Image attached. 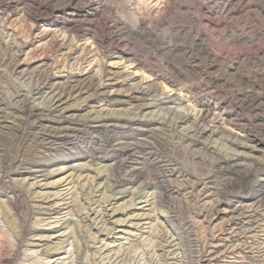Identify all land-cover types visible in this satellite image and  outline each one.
<instances>
[{"label":"rangeland","instance_id":"1","mask_svg":"<svg viewBox=\"0 0 264 264\" xmlns=\"http://www.w3.org/2000/svg\"><path fill=\"white\" fill-rule=\"evenodd\" d=\"M1 1L7 3L15 0ZM19 1L30 11L34 10L38 2L41 5L47 2ZM49 2L43 11L47 19L66 24V29L94 27L108 42L109 47L120 43L125 50L135 53L154 71L181 85L184 88L182 97H188L190 92L192 100L207 102L217 99L225 103L228 111H232V100L250 91L251 84L257 86L256 93L264 96V0H160L161 10L154 9L151 12L145 11L142 0H76L72 15L56 13L66 0ZM81 10L92 11L93 16L82 15ZM141 16L147 22H159L158 27L152 24L151 31L156 39L170 44L173 52L169 56L162 58L150 52L153 59L149 61L147 58L150 56L146 51H138L144 44L133 33L139 31L138 19ZM102 20L108 24L105 28L101 24ZM118 20H123L131 33L112 28L110 23ZM200 45L205 46V52L200 49ZM161 59L170 61L181 72V76L176 74L175 77L164 71ZM207 67L208 75L219 84L211 90L213 93L205 89L192 90V86L197 84L198 72ZM18 87L20 81L0 69V100L15 107L0 122V264H132L133 258L139 264H148L146 252L152 248L154 250V236L159 234L168 235L175 240L176 246L169 249L170 253L187 256L189 248L181 242L183 235L172 227L167 210L157 205L160 201V191L157 188L152 185L142 187V180L139 179L112 192L110 171L113 169V161L102 159L91 162L89 159L78 158L82 155V150L92 146L94 137L111 140V137L116 139L118 135H124L142 146L151 147L154 137L167 138L168 133L154 122L148 123L147 127L122 122L116 123V127L90 129L85 135L84 144L78 150L65 145L66 140H59V145L52 148L47 145L39 146L36 141L39 134L49 133L60 126L46 121L34 124L32 113L41 102L40 95H28L27 87L22 85L24 90L15 95ZM81 102V98L73 99L63 107L81 105ZM190 105L189 109H197V106ZM93 107L95 106L90 105L80 114L85 117L94 116L98 110ZM237 114L260 130L264 129V109H244ZM150 118L151 115L146 116V119ZM27 121L31 124L30 129L25 127ZM136 129L146 132L139 133ZM23 134L24 137L20 140ZM110 142L114 143V140ZM207 144L208 147H218L212 142ZM162 147L166 149L175 170L166 178L174 187H171L172 193L165 195L167 199L170 197V202L166 198L165 201L176 209L190 227L200 248L207 245V240H211L209 244L212 246L219 244L218 239L227 235L221 231L228 228L226 224L231 217L229 211L237 210L241 205L235 213L239 215L246 210L244 205L250 202L230 203L227 198L216 207L217 213L211 212L212 210L208 214L204 213L218 199L216 196H208L210 191L204 189L212 184H199L206 174L207 165L213 161L211 153L202 145H192L185 140L178 142L177 139L169 140ZM232 150L242 154L243 165L238 167L237 177L226 176L228 184L236 182V186L248 187L254 182L264 183V175L258 173V169L262 167V153L236 147ZM33 154L37 158L34 160L41 161L40 164H27ZM12 157L16 158L12 165L15 173L5 178L4 171ZM20 160L22 163L25 160L23 165L18 163ZM146 174L148 175V171H145ZM213 176L215 177L211 180L220 184L222 175L214 172ZM243 176L246 179L242 182L240 177ZM86 183L98 187L99 191L101 189V193L94 190V199L102 198L110 204V219L104 224H93L84 219L82 199L79 191L72 187ZM214 186L216 185L211 187ZM56 193L62 195L57 200L52 198ZM49 195L52 196L51 204L56 203L50 211H46V205L39 203L38 198L33 199L34 196L43 198ZM258 212L264 223V207ZM97 229H111L110 238L103 242H93V239L102 238L96 233ZM101 249L104 254L98 259L97 251ZM223 250L224 248H209L211 254L203 260H195L196 264H208L205 259L219 260ZM164 256L160 264H182L171 260L169 253ZM255 263L264 264V260L252 264Z\"/></svg>","mask_w":264,"mask_h":264},{"label":"bare ground","instance_id":"2","mask_svg":"<svg viewBox=\"0 0 264 264\" xmlns=\"http://www.w3.org/2000/svg\"><path fill=\"white\" fill-rule=\"evenodd\" d=\"M49 1L53 0H47L44 5L38 2L34 10L30 11L26 10L24 3L19 0L7 3L0 0V69L20 81V87L15 95L24 90L23 87H27L26 91L32 97L40 95L41 102L36 105L32 113L34 124L46 121L60 126L59 129L49 133L39 134L36 137L37 144L52 148L59 145V140H66L65 145H71L73 149L78 150L84 144L85 135L90 129L116 127V123L122 122L139 127H147L148 123L153 122L159 124L162 130L168 133L167 138L154 137V144L151 147L142 146L133 138L124 135H118L116 139L111 137L114 143L103 139L104 137H94L92 146L82 150V155L78 157L89 159L91 162L102 159L113 161V169L110 171L112 192H117L124 184L139 179L142 180V187L152 185L160 191V201L157 205L167 210L172 227L181 232L183 235L181 242L189 249L187 256H176L174 252L169 251L171 247L176 246L175 240L165 234L156 235L154 250L152 248L151 251L146 252L148 264H160L165 253H169L175 263L196 264L195 260H203L205 256L211 254L209 248H224V250L219 260L213 259L214 263L213 260L205 259L208 264L261 263L264 260V223L260 220L262 215L258 211L264 207V183L254 182L248 187L236 186V182L228 184L226 179L227 175L236 176L239 172L238 167L243 165L241 164L243 156L234 153L232 150L234 147L262 153V167L258 169V173L264 175V129L260 130L252 122L246 121L237 114L244 109H264V96L256 93L257 86L251 84L250 91L233 99L232 111H228L229 108L225 103L217 99H210L207 102L192 100L190 92L188 97H182L184 88L181 85L154 71L135 53L125 50L120 43L109 47L108 42L94 27L88 26L76 30L67 26L66 29V24L47 19L43 11ZM75 1L66 0L56 13L74 14ZM142 2L146 7L145 11L151 12L161 8L160 0H142ZM80 12L87 16L92 14V11ZM189 21H192L191 18ZM101 24L103 28L108 26L105 20H102ZM152 24L158 27L159 22H147L141 16L138 19L139 31L133 33L144 44L138 51L144 53L146 51L150 56L147 58L149 61L153 59L150 52L162 58L173 52L169 43L153 36ZM110 25L119 31L131 33L123 20L113 21ZM200 49L204 52L206 50L204 45H200ZM161 62L164 71L170 72L175 77L176 74L181 76V72L170 61L161 59ZM208 70L207 67L204 71L198 72L197 84L192 86V90L205 89L213 93L211 90L215 89L214 86L218 82L208 75ZM78 98L82 99L81 105L63 107L68 101ZM190 104L197 106V109H189ZM90 105L95 106L93 108L98 110L97 113L93 111L96 113L94 116L81 115L80 112ZM12 108L15 107L0 100V122L10 115L9 111ZM147 115H151L152 118L146 119ZM25 127L31 128L29 121L26 122ZM136 130L139 133L146 132L143 129ZM23 137L24 134L20 140ZM176 139L178 142L185 140L192 145L204 146L213 158L212 163L207 165L206 174L199 184L216 185L204 189L210 191L208 196H216L218 199L208 210H204V213L215 211L216 207L227 198L230 203L250 202L244 205L246 210L239 215L235 213L241 205L237 210L229 211L231 217L226 224L228 228L221 231L227 234L226 237L218 239L219 244L215 246L209 244L211 240H207L205 245L207 250L205 246L200 248V243L190 227L176 209L165 201L167 197L165 195L172 193L173 186L166 178L175 170L166 149L162 146L169 140ZM207 142L217 144L218 147H208ZM73 153L78 154V152ZM34 159L37 158L33 154L27 164L41 163ZM15 162L14 157L9 160L4 171L5 178L15 173L12 169ZM18 163L23 165L21 160ZM145 171H148V175H145ZM214 172L222 175L221 178L219 177L221 183L218 185L211 180L215 177ZM240 179L243 182L246 177ZM86 184L72 187L79 191L82 211L85 212L84 219L93 224H104L110 219L108 208L110 204L102 198L94 199L92 196L94 190L98 193L101 189L99 191L98 187ZM52 196L43 198L34 196L33 199L38 198L39 203L46 205V211H50L52 206H56V203L51 204L50 197L57 200V197L62 195L56 193ZM96 233L102 238L93 239V242H103L110 238L111 229H97ZM103 254L102 249L98 250V259ZM131 263L139 264L135 258Z\"/></svg>","mask_w":264,"mask_h":264}]
</instances>
